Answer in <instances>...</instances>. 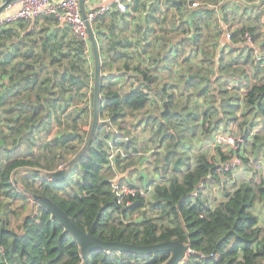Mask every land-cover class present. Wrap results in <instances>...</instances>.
<instances>
[{
	"label": "trees",
	"instance_id": "trees-1",
	"mask_svg": "<svg viewBox=\"0 0 264 264\" xmlns=\"http://www.w3.org/2000/svg\"><path fill=\"white\" fill-rule=\"evenodd\" d=\"M104 15L99 16L92 24L101 52L103 71L111 70L114 62L123 59L118 53L121 45L128 46V49L133 44L134 47L137 46L129 38L120 39L113 30L111 35L104 31ZM8 29L5 27L0 31V46L3 45L4 50L7 40L11 38ZM252 31L249 32L252 34ZM244 32L234 34V41H238L237 35L243 37ZM22 44L28 45L24 40ZM162 47L158 52L145 50L151 53V68L149 65L145 66L146 63L132 65L127 57L129 54L123 59V66L119 70L138 73L144 81L127 72L123 75L104 76L101 81V118L108 113L120 129L126 131L129 141L122 145L128 153L140 150L138 141L132 134L133 130L123 126L124 119L147 109L152 102V94L158 96L162 103L167 101L169 107L162 116L155 112L140 120L152 122L153 136L150 140L154 148L160 149L167 145L165 152L157 153L156 167L160 168L163 175L169 174L165 177L168 180L157 184L149 198H131V206L118 203L112 182L116 172L108 162L102 128H98L94 142L75 164L66 180L56 182L44 177V184L40 188L33 187L30 183L32 178L42 176L37 169L55 171L60 164L69 162L80 150L68 151L74 145L73 134L76 135L79 129L75 122L77 116H74L73 123L65 127L60 135H50L53 131L55 110L59 109L61 103L68 104L74 100V85L89 84L85 79L87 68L83 64L84 57L86 58L83 44L74 47L77 61L79 59L82 62L80 64L73 59H67L64 54L61 57L67 62L62 66L43 65L27 59L15 62L12 67L7 68L4 60H13L0 59V77L7 79V92L11 94L7 99H2V103L9 102V116L3 118L0 115L1 264H83L81 248L76 239L50 211L32 200V196L26 192L49 196L79 227L85 231L92 227L93 233L103 240L140 245L174 239L189 242L192 252L181 264H264V224H260L259 216L255 213L257 205L264 201V178L256 181L253 177L242 181L235 184L232 190H226L222 185L226 192L224 199L213 206L202 198L204 188L212 181H221V174H232L227 170L218 172V162H214V158L207 154H197L195 162L192 163L190 156L178 150V146L186 138V133L194 131L199 125L202 127L208 120L216 130L222 124L223 118H227L225 124L228 125L230 121L244 116V122L240 123L243 128L240 136L246 142L249 141L255 125L262 123L260 120L246 128L244 124L248 118L263 119V129L253 135V148L260 151L264 147V82L257 81L247 85L244 94H237L228 90L227 81L218 86L222 78L220 75L213 81H197V76L191 75L184 82V88L193 89L198 97L212 98L203 115L210 114V110L215 107L216 111L220 110L213 120L212 115L200 119L202 114L199 115L190 104L193 94L184 98L182 93L169 91L168 82L161 84L156 81L155 71L167 65L160 58L167 47L166 38ZM112 50L116 52L112 53ZM5 56L8 57V54ZM253 63L251 66L256 70H264L255 59ZM225 69L226 64H220V72ZM213 84L218 89L215 93H210L214 89ZM79 87L77 89L82 88ZM158 88L161 90L160 94L154 92ZM218 103L219 108L216 105ZM68 107L67 105L66 108ZM91 111L93 112V107ZM221 112L223 115L218 120ZM58 120L64 123L60 116ZM90 130L84 127L87 138ZM65 151L70 154L69 158H66ZM220 155V162L226 163L235 156L242 162L240 151L230 155L220 152ZM138 164L140 161L137 157L129 155L125 159L117 158L116 167L123 173L127 168ZM125 180H128L129 185H135L129 179ZM152 181L153 179L148 183ZM16 183L22 184L26 192L19 190ZM4 198L10 199L9 206L4 205ZM12 203L16 204L15 208H11ZM149 210H155L159 216L149 214ZM15 220L17 223L14 227ZM170 257V251L144 255L119 250H95L90 253L88 264H164Z\"/></svg>",
	"mask_w": 264,
	"mask_h": 264
},
{
	"label": "crops",
	"instance_id": "crops-1",
	"mask_svg": "<svg viewBox=\"0 0 264 264\" xmlns=\"http://www.w3.org/2000/svg\"><path fill=\"white\" fill-rule=\"evenodd\" d=\"M193 2L198 3V6L192 7L191 3ZM104 3L106 2L103 0H87L86 10L90 11ZM128 5L126 12L114 9L104 15L102 18H105L102 25L104 31L111 35L113 33L111 30H113L120 39L128 38L124 33V28L131 24L132 16L137 18V32L134 31L135 36H137L135 41L137 42L136 47L141 52L147 50L145 46L149 39L155 37L158 40L149 51L158 52L160 48H163L165 39L162 35L165 34L167 47L162 51L160 58L167 62V68L172 65V69L165 71L160 68L155 71V74L157 78L163 77L164 73L167 79H177L176 84L179 86V90L176 93H182L183 97L190 94H193L194 96H192L195 98L203 97H198L193 89L184 88V82L189 80L191 75H196L195 80L197 81L202 79L213 81L220 75L222 78L218 86L224 81H233L235 85L233 88L246 92L249 79L258 76L256 81L264 72L262 69L256 70L255 67L251 66L254 64L253 59L255 58L250 52L251 48L248 44L242 41V37L237 35L238 41H234V34L253 30L252 36L255 38L256 47L264 55V0H134ZM154 17H161L165 20L168 28L162 30L156 26V30L152 32L155 35L149 37L147 32L154 28V25L152 26ZM145 19H148V24L144 23ZM7 28H9L8 33L11 38L7 40L5 55L8 54L6 58L13 60L14 63L29 59L43 65H58L60 63L58 59L63 54L67 55V59H73L75 63L78 62L74 47L82 44V42L73 34L67 24L52 16L42 15L34 20H22L8 25ZM130 30H134V28L132 27ZM227 33L232 34L233 40L227 39ZM240 37L241 40L239 41ZM23 40L28 44L27 46L22 44ZM127 49L128 46L123 47L121 45L120 50H118L123 59L129 54L130 48ZM83 52L86 55L84 58V63H87L85 67L88 69L89 48H85ZM115 52L112 50V53ZM91 57L93 59L92 54ZM108 59L110 58L108 57ZM180 62H184V68H179L178 63ZM220 64H226L227 69L220 72ZM177 68H179V72H176ZM162 70L163 73H160ZM111 71L116 75L120 70L115 68ZM160 80L162 81V79ZM171 86H173V82L169 83V91L172 90ZM213 87L214 89L210 93H215L218 89L216 84H213ZM155 92L156 94L161 93V91ZM158 101L162 102L159 99ZM195 104L196 102L192 101L191 105L198 110ZM216 105L218 108V104ZM206 109L202 107L200 112L202 113ZM239 114L240 111H238ZM210 115L215 119L218 116V111L211 109ZM222 115L221 112L220 117ZM260 120L263 125V119ZM226 121L227 118H223L219 128H222ZM128 129L132 130V128ZM132 134L139 142L134 130ZM137 167L140 168V166ZM225 194L226 192L221 200L224 199Z\"/></svg>",
	"mask_w": 264,
	"mask_h": 264
},
{
	"label": "rangeland",
	"instance_id": "rangeland-1",
	"mask_svg": "<svg viewBox=\"0 0 264 264\" xmlns=\"http://www.w3.org/2000/svg\"><path fill=\"white\" fill-rule=\"evenodd\" d=\"M2 1L3 0H0V5ZM137 20H138L137 18L132 16L131 24H129L127 28H124V33H126V36L130 38V40L133 43H137L135 41L137 39V36H135V32H134L136 31V28H137V25H136V22H138ZM144 23L148 24V19H145ZM153 25H154V28L147 32V35L149 37H153L155 35V33L152 34V32L156 30V26L161 28L162 30H165L166 28H168L167 22L163 20L161 17L155 18V20L152 22V26ZM132 27L134 28V30H130V28ZM162 36H163V39L166 38L165 34H163ZM157 40H158L157 37L153 39H149L148 41L149 48L147 46H145V48H147V50L149 51V49L152 48L151 46L156 44ZM134 45L135 44L131 45V47L133 48H130L129 56H128V58L130 59V62H132V65L146 63L145 66L149 65L150 68L153 67V62L151 60V53L150 52L147 53L146 51L141 52L139 48L134 47ZM88 48L90 52V57L88 59L89 67L88 69H85L86 71L85 79L89 81V84L88 85H85L83 83L75 84L74 88L77 89L78 86L82 88L74 90V93L76 92L74 94L75 95L74 100H71L72 102H69L68 104L61 103V105L59 106V109H56L54 113V124H53V131L50 135L51 137H54L58 134L60 135V132L64 130L65 127L73 123L74 116H77L75 119V122L77 126L79 127L78 129L79 131L78 130L76 131V135L75 133L73 134L75 138L74 145H72L68 151H74V150L78 151L79 149L82 148V146L87 140V133H84V127L90 130V126L93 121L92 120L93 112L91 111V108L93 107L92 86L94 83L93 81V75H94L93 60L94 59H92L91 57V54H92L91 44ZM2 58H6L3 45L0 46V59ZM59 61H60V63L58 64L59 66H62L63 64L67 62V60L62 57H60ZM123 62L124 60L113 63L111 69L112 70L115 68L116 70L119 69L121 66H123ZM78 63L79 64L82 63L81 60L78 59ZM4 64L7 66V68H10L14 65V62L4 60ZM86 64L87 63H85V66ZM178 64H179V68L180 67L184 68L185 66L184 62H180ZM179 68L176 69V72H179ZM168 69L171 71L172 65L171 67L167 68L165 66L163 68V70L165 71H167ZM163 70L160 73H163ZM257 77H253L252 79H249L247 85H251L256 81L264 82V72L262 73L261 77H259V79L255 81ZM158 78L156 81L161 84L163 82L164 83L173 82L172 90L174 92H178L179 86L176 84L177 79H167L164 73H163V77H158ZM160 79H162V81ZM227 82L228 84H230L228 86V90L234 91L237 94H243L245 92L244 90L238 91L235 88H233V86H235L233 84L234 83L233 81H227ZM8 88H9V83L7 79L4 78L3 80L2 77H0V115L3 118L6 115L9 116L10 114V112H8L9 102L2 103V99L4 98L7 99V96L9 95L11 96V94L7 92ZM185 97L186 96H184V98ZM150 99L152 100V102H150V104L147 106V109L141 110L135 113L134 116H129V119L126 118L123 121V126L127 128H132V130H134L135 132V135L138 136V139H139L138 149L140 150V152H138V154L135 156L140 161V164L133 165L127 168L125 172L121 174L126 173L127 170L130 169V171L127 174L129 181L135 183V186L142 187V188H144L148 184V182L152 179L154 180L157 178H161V177L163 178V177L169 176V174L167 173L163 175L159 171L160 168L156 167L157 153L159 151L165 152L167 145L165 144L160 149L154 148L153 143L150 140V138L153 136L151 133V130L153 128L152 122L149 120L140 121L141 118H143V116L148 117L152 113H155V112L161 116L164 114L163 113L164 111L163 103L158 101L159 99L158 96H154V94H152ZM153 101H155V104L153 103ZM192 101L196 102L195 107L198 109L197 112L199 113V115L202 114L200 119L205 118L206 116L210 115L209 113H207L206 115H203L204 110L202 113L200 112V108L209 107L212 101V98L210 96L206 99L205 97L195 98L192 96V98L190 99V104H192ZM67 105L69 106L68 109L66 108ZM218 108H219V103H218ZM212 109L213 111H216L215 110L216 107ZM218 112H220L219 109H218ZM59 116L63 118L64 120L63 124L58 120ZM211 118L213 119L212 116ZM259 118H257L256 120L255 119L253 120V117L252 119L248 118V121L244 124V126L246 125V128H249V126L251 127V124L259 123L260 122ZM243 122H244V116H241L236 120L230 121L228 125L223 124L222 128H218L217 126L216 130H214L213 127L211 126L210 121L208 120V122L205 125H202V127L199 125V127H197L194 131L192 132L188 131L186 133V138L183 140L184 142L178 146V150H180V152L186 153L188 156L191 157L192 163L195 162V158L197 154H207L211 156L212 158H214L215 160L214 162H218L217 163L218 166L219 165L222 166V164H224V162H220L221 161L220 152L230 155V154H235L236 151H240V155L243 156L242 162L239 163V165L228 170L232 175L221 174V181H218V182L212 181L209 183L208 186L204 188L202 198L208 201L210 205L215 206L223 198V195L225 192L223 190L222 185L225 186L226 190H230V189H233V186L235 184L245 181V180L246 181L250 180L253 177L256 179V181H260L262 178H264V147L261 148L260 151H255L253 148V143H254L253 135L259 133V131L263 129V125L256 124L253 131L251 132L252 134L249 137V141L246 142L240 136L241 133L243 132V128H241L240 123H243ZM246 128L245 130H247ZM123 132L126 133V131H123ZM219 134L220 135L226 134L227 137L234 136L237 138H233L234 139L233 144H226L223 141H220V142L218 141ZM68 151L64 152V154L66 155V158H69L70 156ZM40 153H43V151H41ZM134 159L136 160V158ZM232 159H230L229 161H231ZM137 166H140V168H138ZM218 169H219L218 172H222L220 171L219 167ZM168 171L169 170L167 169L166 172ZM44 177L45 176L42 174L41 177L32 178L30 180V183L32 184L33 187L40 188L44 184L43 182L44 181L43 179H45ZM16 185L19 190L26 192L22 184L16 183ZM26 193L30 197L32 196V194H30L29 192H26ZM3 200H4V205L6 204L7 206H9L11 204L10 199L4 198ZM11 206H12L11 208H15L16 204L12 203ZM148 213L156 214L157 212L155 210L153 211L149 210ZM255 213L259 216L260 224L261 225L264 224V201L257 205V207L255 208ZM158 216H159L158 214L155 215V217H158ZM16 223H17V220H15V223L13 224L14 227L16 226Z\"/></svg>",
	"mask_w": 264,
	"mask_h": 264
},
{
	"label": "built area",
	"instance_id": "built-area-1",
	"mask_svg": "<svg viewBox=\"0 0 264 264\" xmlns=\"http://www.w3.org/2000/svg\"><path fill=\"white\" fill-rule=\"evenodd\" d=\"M104 4L99 7L87 11L88 19L93 24L99 16H102L114 9L121 12L128 10V3L134 0H103ZM192 7L198 6V3H191ZM42 15L53 16L62 23L67 24L73 34L82 42L85 48L90 46V39L87 30L85 20L80 8L79 0H14L8 4L0 14V31L12 23H16L21 20H34ZM228 40L232 39V34L227 33ZM242 41L247 43L252 49L251 52L254 55L255 61L260 63L264 67V55L256 47V42L249 31H245L242 37ZM264 99V94H263ZM101 128L103 129L102 139L108 150V162L111 165L116 175L112 179L115 187L116 194L118 196V203L131 206L133 200L131 198L142 197L148 198L154 192L155 186L159 183L166 182L168 178L161 177L154 179L148 183L144 188L138 186H132L128 184L127 175L121 178L122 174L117 169V158H126L129 155H137L138 152L128 153L122 143L129 141V136L124 133L118 124H116L108 113L100 119ZM234 136L227 137L226 134L218 136V141H223L226 144H233ZM243 139V138H242ZM245 141V140H244ZM241 159L235 156L231 161L219 165L220 171L230 170L231 168L239 165ZM65 164H60L59 168H63ZM58 168V169H59ZM120 178L117 184L115 182ZM191 248L187 252L191 253Z\"/></svg>",
	"mask_w": 264,
	"mask_h": 264
},
{
	"label": "water",
	"instance_id": "water-1",
	"mask_svg": "<svg viewBox=\"0 0 264 264\" xmlns=\"http://www.w3.org/2000/svg\"><path fill=\"white\" fill-rule=\"evenodd\" d=\"M12 1L14 0H3L0 5V11L4 10V8ZM86 1L87 0H79V3L83 18L87 26L90 44L92 47V55L94 59L93 121L86 142L79 150V152L69 162H67L63 168H59L55 171H42L39 169L36 170L40 171L48 179H51L56 182H63L70 176L75 164H77L80 158L87 152L89 147L94 142L98 128H101V81L104 76L114 75L113 71H103L102 69L101 52L98 40L96 38V32L93 28L92 23L88 19ZM126 72L127 71L123 69L120 70L117 74H124ZM127 73H129L133 77H140L141 81H144L143 77H141L138 73ZM163 106V113H165L169 110L167 101H164ZM129 171L130 169L127 170L126 173L122 174L121 178L124 177V175H127ZM119 180L120 178L115 182V184H117ZM32 198L34 201L38 202L40 205L50 211L53 217L59 220L65 226L66 230L71 233V235L76 239L81 248V253L84 259L83 264H88L90 253L95 250H119L144 255H151L156 254L157 252L170 251L171 257L164 264H181L188 256L187 252L190 249L189 242H182L179 239L166 240L149 245L127 243L118 240H103L102 238L93 233L92 227L87 231L79 227L68 215V213L49 196L32 193Z\"/></svg>",
	"mask_w": 264,
	"mask_h": 264
}]
</instances>
